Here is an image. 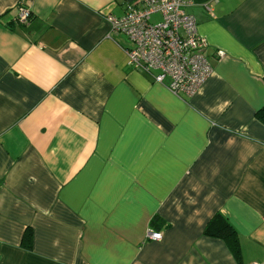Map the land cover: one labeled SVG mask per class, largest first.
<instances>
[{"label": "crops", "instance_id": "0c3cea01", "mask_svg": "<svg viewBox=\"0 0 264 264\" xmlns=\"http://www.w3.org/2000/svg\"><path fill=\"white\" fill-rule=\"evenodd\" d=\"M132 1L0 0V264L264 262V0H189L212 68L191 96L127 65L107 15Z\"/></svg>", "mask_w": 264, "mask_h": 264}, {"label": "built area", "instance_id": "2783aa9c", "mask_svg": "<svg viewBox=\"0 0 264 264\" xmlns=\"http://www.w3.org/2000/svg\"><path fill=\"white\" fill-rule=\"evenodd\" d=\"M188 4L189 0H133L122 16L107 15L111 30L124 34L132 45L124 50L127 65L148 72L157 83L168 79V90L183 96H191L212 69L206 54L209 43L198 32L195 17L186 12ZM17 10V21L27 23L30 10ZM154 14L159 18L152 22ZM215 53L224 55L220 49ZM146 238L159 240L161 232L149 227Z\"/></svg>", "mask_w": 264, "mask_h": 264}, {"label": "trees", "instance_id": "16d2710c", "mask_svg": "<svg viewBox=\"0 0 264 264\" xmlns=\"http://www.w3.org/2000/svg\"><path fill=\"white\" fill-rule=\"evenodd\" d=\"M255 117L261 122L264 123V105H262L259 109H257L255 113ZM158 219L155 217L152 221V225L157 224ZM204 233L208 236H217L221 237L225 240L228 245L230 251L233 254H238L237 241H236V233L233 228L225 221V219L219 215L215 214L206 224L204 228ZM22 245L30 249L31 247V234L26 233L22 238Z\"/></svg>", "mask_w": 264, "mask_h": 264}, {"label": "rangeland", "instance_id": "374dc122", "mask_svg": "<svg viewBox=\"0 0 264 264\" xmlns=\"http://www.w3.org/2000/svg\"><path fill=\"white\" fill-rule=\"evenodd\" d=\"M156 20H158V15H153V16L151 17V21L154 22V21H156Z\"/></svg>", "mask_w": 264, "mask_h": 264}, {"label": "clouds", "instance_id": "9594fccd", "mask_svg": "<svg viewBox=\"0 0 264 264\" xmlns=\"http://www.w3.org/2000/svg\"><path fill=\"white\" fill-rule=\"evenodd\" d=\"M225 103H227V102H225Z\"/></svg>", "mask_w": 264, "mask_h": 264}]
</instances>
